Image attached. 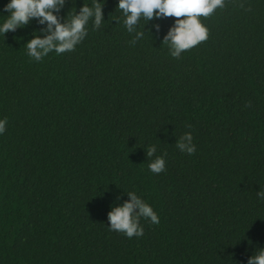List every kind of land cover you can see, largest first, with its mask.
Listing matches in <instances>:
<instances>
[{
    "label": "trees",
    "instance_id": "16d2710c",
    "mask_svg": "<svg viewBox=\"0 0 264 264\" xmlns=\"http://www.w3.org/2000/svg\"><path fill=\"white\" fill-rule=\"evenodd\" d=\"M100 2L75 51L29 57L27 41L49 35L35 18L0 33V264H247L264 248V0L201 17L208 40L179 59L163 43L174 17L129 33L118 0ZM186 132L193 155L176 147ZM128 192L160 218L131 239L108 222Z\"/></svg>",
    "mask_w": 264,
    "mask_h": 264
},
{
    "label": "clouds",
    "instance_id": "9594fccd",
    "mask_svg": "<svg viewBox=\"0 0 264 264\" xmlns=\"http://www.w3.org/2000/svg\"><path fill=\"white\" fill-rule=\"evenodd\" d=\"M104 2V0H103ZM64 0H9L4 6V11L9 13L4 23L0 25V33L3 36L9 32H15L18 28L25 27L32 19L39 23L47 22L49 35L40 38L34 35L26 43L27 54L35 61H41L50 52L57 55L65 52L75 51L88 34L87 25L93 21V29H98L102 24V7L100 0H92V6L83 4L79 13L75 11L70 19L64 23L58 21L53 14L63 5ZM117 7L124 15V26L129 33L136 30L141 18L146 21L165 17H174L173 26L168 30L163 43L170 48V55L179 59L184 51L191 50L201 42L209 38V29L201 22V17L209 18L217 9L226 7V0H118ZM239 7L244 8L240 3ZM246 11H251L249 6ZM119 20L117 21V23ZM159 30V26H155ZM142 32H137V38L143 37ZM136 40H133L134 44ZM250 102L245 107H250ZM7 118L0 119V134L6 131ZM191 128L192 126L186 125ZM176 147L183 153L193 155L196 146L193 144L191 132H186L176 141ZM156 147L149 146L146 152L148 157H153ZM167 153L162 156H155V159L148 165L149 170L154 174L165 171V159ZM129 200L120 206L112 207L108 212L110 231L124 234L127 238L141 237L144 229L140 224L141 218L147 219L152 224L158 225L159 215L135 192H128ZM257 196L264 200V191H258ZM247 264H264V248H259L255 255H251Z\"/></svg>",
    "mask_w": 264,
    "mask_h": 264
}]
</instances>
